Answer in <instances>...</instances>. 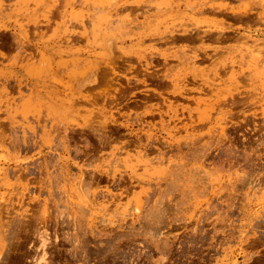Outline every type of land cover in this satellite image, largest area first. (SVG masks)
Here are the masks:
<instances>
[{
    "label": "rangeland",
    "instance_id": "1",
    "mask_svg": "<svg viewBox=\"0 0 264 264\" xmlns=\"http://www.w3.org/2000/svg\"><path fill=\"white\" fill-rule=\"evenodd\" d=\"M0 264H264V0H0Z\"/></svg>",
    "mask_w": 264,
    "mask_h": 264
}]
</instances>
